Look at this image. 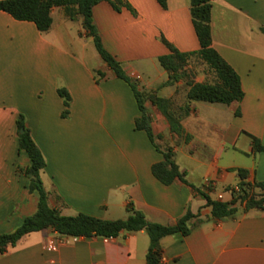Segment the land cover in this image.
<instances>
[{"label":"crops","instance_id":"obj_1","mask_svg":"<svg viewBox=\"0 0 264 264\" xmlns=\"http://www.w3.org/2000/svg\"><path fill=\"white\" fill-rule=\"evenodd\" d=\"M126 1L135 13L116 11L107 1L93 6L101 42L140 89L171 99L176 109L188 106L183 133L171 131L150 102L153 142L135 127V96L102 60L80 17L53 7L52 25L41 32L0 10V234L37 208L38 193L29 191L19 169L30 163L18 150L21 113L45 159L40 176L49 204L61 214L119 219L130 205L151 222L174 224L189 210L191 232L160 239L162 264H264V208L238 200L234 213L217 219L201 194L232 201L228 190L239 186L238 168L247 170L244 181H264V151H255L252 140L264 145V0L212 2V46L239 75L244 92L230 104L188 100L189 85L181 80L164 84L169 75L158 57L170 50L163 40L181 52L200 48L190 0H167L166 8L156 0ZM205 81L204 75L194 80ZM60 88L70 96L67 108ZM154 144L172 149L185 181L163 184L154 177L152 165L163 160ZM50 239L54 251L45 248ZM148 247L144 230L74 239L46 228L0 252V264H146Z\"/></svg>","mask_w":264,"mask_h":264},{"label":"trees","instance_id":"obj_2","mask_svg":"<svg viewBox=\"0 0 264 264\" xmlns=\"http://www.w3.org/2000/svg\"><path fill=\"white\" fill-rule=\"evenodd\" d=\"M101 1H107L116 11L122 8L135 13L134 9L126 0H0V10L9 13L13 18L33 22L37 29L46 32L52 25L51 10L53 7H62L65 15L70 19L80 17L82 26L88 36H91L95 48L102 60L109 66L116 77L124 80L131 88L137 101L140 116L135 121L137 129L144 130L153 142V132L150 124V116L147 112L146 103L155 105L170 124L173 132L181 135L183 129L180 120L187 114L188 106L176 107L169 98H164L155 91L140 89L138 83L128 76L120 61L108 52L101 42L100 35L94 24L92 8ZM162 8L167 7V0H156ZM214 0H190V14L200 48L194 52H181L173 45L163 40L169 53L158 57L160 65L169 72L166 84H172L182 78L181 69L187 59L196 55L214 72V81L189 82L186 93L188 100L206 101L210 103L230 104L241 101L244 92L239 75L225 61V59L212 46L211 33V10ZM264 33V28L260 29ZM58 94L63 97L64 105L69 106L70 96L63 88L58 89ZM67 114V109L62 115ZM18 130V150H24L30 160L29 165L19 168L28 178L29 191L38 193L36 211L26 216L22 223L12 232L0 234V252H5L8 246H14L17 241L30 232L40 231L46 228L62 235L77 237L100 236L104 238L117 237L123 231L144 230L149 237V247L146 254V264H162V249L160 239L167 235L179 234L186 236L191 232L190 220L195 216L187 210L174 224H160L149 221L145 214L132 206H126L127 216L119 219H104L85 213L76 215H63L52 207L48 201V192L45 190L40 172L45 167V159L30 135L25 125L23 114H19L16 120ZM23 129L22 132L20 130ZM255 151H264V145L260 140L252 136ZM163 160L152 165V173L163 184H170L175 178L182 181L184 173L173 160V151L170 147L162 151ZM237 173L241 178L239 182L240 193L232 201L212 199L208 194H201L206 199V204L211 206L212 216L217 219L229 216L235 211V203L239 200L245 202L247 208H264V181L255 182L254 185L244 181L247 170L238 168ZM253 186L259 187L262 192L251 194Z\"/></svg>","mask_w":264,"mask_h":264},{"label":"rangeland","instance_id":"obj_3","mask_svg":"<svg viewBox=\"0 0 264 264\" xmlns=\"http://www.w3.org/2000/svg\"><path fill=\"white\" fill-rule=\"evenodd\" d=\"M181 73H182V78L180 80L183 81V83H184L183 86H185L189 82L194 81L196 76L204 75L205 79L207 81H210V82L214 81V78H215L214 72L207 66V64L205 62H203L196 55H192L187 59L183 68L181 69ZM168 75H169V72H168ZM174 83L175 82H173L172 84H174ZM146 91H151V90H146ZM237 156H238L239 160L245 161L248 159L243 154H237ZM183 159H184L183 153L180 152L178 154L177 160L181 163V162H183ZM20 168H23V166H21ZM20 173H22V172L20 171ZM251 194H257V193L253 192L251 189ZM33 213L34 212L30 213L29 215H32Z\"/></svg>","mask_w":264,"mask_h":264},{"label":"built area","instance_id":"obj_4","mask_svg":"<svg viewBox=\"0 0 264 264\" xmlns=\"http://www.w3.org/2000/svg\"><path fill=\"white\" fill-rule=\"evenodd\" d=\"M210 184H211V182L208 181V184H207V185H210ZM228 192H230L231 195H232L233 198H234L235 196L239 195V193H240V187H239V186H234V187L230 188V189L228 190ZM217 200L224 201L223 195H222V194H218V196H217ZM72 237H74V239H77V236H72ZM45 248H46L47 250H51V251L56 250V249H57V243H56V241H55L54 239H50V240L45 244Z\"/></svg>","mask_w":264,"mask_h":264},{"label":"water","instance_id":"obj_5","mask_svg":"<svg viewBox=\"0 0 264 264\" xmlns=\"http://www.w3.org/2000/svg\"><path fill=\"white\" fill-rule=\"evenodd\" d=\"M22 131H23V129L20 130V132H22Z\"/></svg>","mask_w":264,"mask_h":264}]
</instances>
